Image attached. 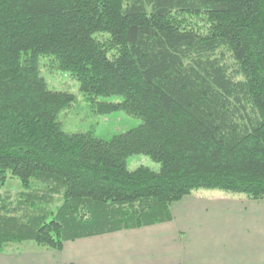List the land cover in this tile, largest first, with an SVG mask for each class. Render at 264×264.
<instances>
[{"label":"trees","instance_id":"1","mask_svg":"<svg viewBox=\"0 0 264 264\" xmlns=\"http://www.w3.org/2000/svg\"><path fill=\"white\" fill-rule=\"evenodd\" d=\"M56 61L97 111L140 119L100 139L69 134L75 97L52 91ZM121 97L122 103H97ZM145 156L160 170L127 162ZM0 251H50L172 220L197 191L264 200V0H0Z\"/></svg>","mask_w":264,"mask_h":264},{"label":"crops","instance_id":"2","mask_svg":"<svg viewBox=\"0 0 264 264\" xmlns=\"http://www.w3.org/2000/svg\"><path fill=\"white\" fill-rule=\"evenodd\" d=\"M215 192L174 203L168 223L70 241L62 251L11 245L0 264H264V200Z\"/></svg>","mask_w":264,"mask_h":264},{"label":"rangeland","instance_id":"3","mask_svg":"<svg viewBox=\"0 0 264 264\" xmlns=\"http://www.w3.org/2000/svg\"><path fill=\"white\" fill-rule=\"evenodd\" d=\"M39 75L45 79L50 90L67 92L75 97V102L59 115V123L62 130L66 133H92L100 139L110 140L114 136L137 128L142 123L140 119L133 118L123 111L109 115L100 114L97 111V105L92 104L86 95L81 92L80 85L76 79L70 74L60 71L57 62L50 58L41 59ZM96 102L101 104L122 103L123 99L121 97L99 98ZM127 167L130 171H136L140 167L149 168L154 172L160 170L159 164L145 156L130 158L127 162ZM22 190L21 182L8 175V180L5 185L0 186V196L7 194L15 196L22 192ZM218 192L235 195L223 191H216L213 194L216 195ZM27 243L32 246H37L41 250H46L33 242H25L22 244Z\"/></svg>","mask_w":264,"mask_h":264}]
</instances>
